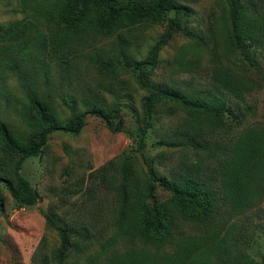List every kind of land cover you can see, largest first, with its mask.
Masks as SVG:
<instances>
[{
  "label": "rangeland",
  "instance_id": "obj_1",
  "mask_svg": "<svg viewBox=\"0 0 264 264\" xmlns=\"http://www.w3.org/2000/svg\"><path fill=\"white\" fill-rule=\"evenodd\" d=\"M140 1L149 4L155 0ZM178 1L186 9L179 15L173 37L161 48L150 80L180 87L187 96L224 98L232 108L223 115L225 123L217 125L204 117L194 119L181 102L165 98L143 136V97L148 92L139 86L126 59H145L165 30L168 17L129 21L107 34L90 29L78 33L65 29L50 15L57 12L63 0H0V119L7 121L13 132L24 135L29 130L15 104L8 105L6 98L11 97L20 106L25 93L18 76L5 68L22 54L24 68L36 62L48 71L47 78L38 73L34 83L51 98L60 116L71 113L65 100L76 99V110L80 111L90 103L109 108L119 102L124 119L123 129L114 131L104 119L90 114L80 132L57 129L51 133L44 152L26 158L22 165L21 173L40 193L36 204L17 205L9 189L1 184L6 204L0 214V264L15 260L36 264L34 256L40 260V254H51L58 247L59 235L47 225V214L56 224H87L95 233L90 248L84 254L73 252L70 263H85L109 249L148 248L163 253L184 244L194 253L234 222L236 226L227 236L230 248L234 250L238 244V248L264 262V198L245 213L229 209L225 219L212 227L184 224L173 233L178 242L172 246L137 235L124 237L114 227L118 206L114 186L127 155L131 157V189L135 195L143 190L146 175L154 173L160 200L170 191L157 180L159 176L170 179L187 163L203 159L211 166L205 165L204 172L216 175V161L207 153L196 156L187 133L201 132L206 137L203 139L211 138L212 143L226 144L232 150L247 132L259 137L264 133V0H241L246 6L240 23L242 47L235 41L226 0ZM14 30L21 37L11 35ZM55 53L65 58L63 64ZM191 119L200 124L193 126ZM141 140L145 146L139 150ZM5 164L0 159V173L5 171ZM106 164L108 169L102 170Z\"/></svg>",
  "mask_w": 264,
  "mask_h": 264
},
{
  "label": "trees",
  "instance_id": "obj_2",
  "mask_svg": "<svg viewBox=\"0 0 264 264\" xmlns=\"http://www.w3.org/2000/svg\"><path fill=\"white\" fill-rule=\"evenodd\" d=\"M226 1L232 17L231 26L235 41L237 46L242 47L244 36L240 33V23L245 16L246 6L241 0ZM183 9H186V6L178 0H155L149 4L140 0H63L57 12L50 14L65 29L78 33L90 29L104 34L129 21L134 23L146 19L159 21L169 18L165 30L152 45L145 59H126V64L131 68L137 83L148 92L143 97L146 121L140 128V134L143 136L147 126L152 123L156 107L165 98L181 102L194 119L204 117L217 125L225 123L223 115L232 108L224 98L187 96L180 87L155 83L149 78L150 72L158 65L161 48L170 41L179 25V15ZM14 31L10 34L21 37L20 33ZM26 55L27 52L24 56ZM53 57L50 55V58ZM56 57L61 58L60 64L65 62L61 53ZM22 59L23 54L5 66L18 76L20 86L25 89L23 98L20 97L19 100L20 106H17L14 99L5 96L8 105L15 104V109L20 112L29 130L24 135L16 134L7 121L0 119V143L3 151L0 159L6 162L5 171L0 173V214L5 210L6 204L2 183L9 189L19 206L34 205L39 201L40 193L21 173L22 165L26 158L44 152L51 133L57 129L80 132L90 114L104 119L106 126L114 131L122 130L124 123L123 117L120 116L119 102L109 108L90 103L87 109L80 111L76 110V99H66L65 103L71 108V113L67 117L60 116L51 98L41 93L34 83L38 73L47 78L48 71L42 70L36 62H33L30 68H24ZM130 105L135 116L140 119L137 108L131 103ZM194 119L190 121L193 126L200 124ZM186 136L196 156L207 153L210 160L216 161V175L206 174L203 168L208 163L205 164L203 159H199L187 163L181 173L172 175L170 179H166L164 175L159 176L157 180L170 191L166 198L158 200L156 197L154 173L146 175L143 190L135 195L136 192L131 189V157L127 155L120 166L119 182L114 186L118 192L114 227L119 235H137L160 242L159 245L165 243L172 246L178 242L176 237L173 239V233L178 232L184 224H205L212 227L225 219L229 209L230 212L245 213L263 200L264 133L259 137L255 133L247 132L239 138L233 150L226 144L212 143L211 138L203 139L202 133L198 131L187 133ZM144 146L145 143L141 140L139 150ZM210 167V164L206 166ZM107 169V164L102 166V170ZM46 220L47 225L57 231L60 244L51 254H40V260L34 256V262L80 264L69 262L71 254H84L93 242L94 231L90 230L87 224H56L49 214L46 215ZM235 226L236 222L227 227L218 238H213L210 243L202 245L194 253L187 246H183L184 244H180V247L174 248L173 251L165 250L163 253L153 252L148 248L109 249L94 254L82 264H264L242 248H238V244H235L234 250L230 248L227 236L233 232ZM12 264L20 262L15 260Z\"/></svg>",
  "mask_w": 264,
  "mask_h": 264
}]
</instances>
